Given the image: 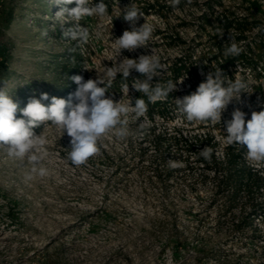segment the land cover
Instances as JSON below:
<instances>
[{
	"label": "rangeland",
	"instance_id": "rangeland-1",
	"mask_svg": "<svg viewBox=\"0 0 264 264\" xmlns=\"http://www.w3.org/2000/svg\"><path fill=\"white\" fill-rule=\"evenodd\" d=\"M104 2L109 17L81 20L92 35L88 44L76 47L63 38L74 22L56 17L65 5L0 0V88L5 86L22 108L41 93L57 98L66 88L74 93L72 76H96L85 66H111L116 55L112 41L130 25L122 16L116 18V0ZM130 4L139 7L154 31L147 50H123L118 59H135L153 49L165 66L153 85L175 82L180 63L186 69L179 78H187L171 102L161 101L165 116L157 111L153 117L146 112L139 121L129 116L130 135L106 134L100 152L84 165L67 159L70 137H61L48 123L34 130L48 140L41 162L46 176L31 173L27 159L15 161L0 150V264H264V212L245 214L250 195L245 190L231 203L230 195L218 194L212 165L204 166L186 142L177 141L181 134L190 141L212 134L222 161L228 145L224 122L234 109L245 112L247 121L264 108V0H180L176 8L169 0H119L121 8ZM229 20L243 27H227ZM144 22L141 18L137 26ZM233 42L244 59L228 67L230 55L224 51ZM71 48L76 51L70 53ZM212 65L231 78H243L253 92L243 93L240 104L233 101L221 122H188L174 99L194 92ZM133 79L143 77L133 70L125 81L118 74L106 95L117 101L129 95L134 103ZM125 83L128 94L121 93ZM140 121L148 126L140 129ZM158 134L165 138L156 144ZM170 160L183 167H170ZM257 170L264 176V167ZM29 173L31 180L26 179ZM259 200L264 205V194ZM239 221L244 222L240 228Z\"/></svg>",
	"mask_w": 264,
	"mask_h": 264
},
{
	"label": "clouds",
	"instance_id": "clouds-1",
	"mask_svg": "<svg viewBox=\"0 0 264 264\" xmlns=\"http://www.w3.org/2000/svg\"><path fill=\"white\" fill-rule=\"evenodd\" d=\"M51 5H65L56 13V17L64 18V22H74L73 26L63 33V38L76 42V47H82L89 43L92 33L86 26L80 23L86 17H109L108 5L104 0L93 4V0H50ZM170 6L176 8L180 0H169ZM74 4L68 8L66 5ZM119 14L130 25V30H124L122 35L113 39L116 55L111 66L101 65L95 70V78L84 79L81 75H74L70 79L77 85L76 91L70 93L67 99L49 97L48 93H41L39 98L30 97L26 106L20 107L9 95L5 86L0 88V150L7 157L15 161L27 159L32 164L31 173H37L43 177L48 170L41 166V162L47 156L48 140L43 132L37 134L34 130L46 123L54 126L61 133V137L67 134L70 137V147L67 159L75 166L86 164L89 158L100 152V141L108 133H114L117 138L125 139L130 135L129 116H134L138 121L145 116L147 104L142 98L133 100L127 95L125 101L122 95L120 100L113 99L109 93L113 82L120 74L126 81L131 72L135 70L143 79H133L132 88L146 95L151 102L166 100L170 93L177 91V85L182 84L187 76L178 78L175 82L168 80L166 83L151 81L154 77H160L165 66L161 58L151 49V54H141L138 58L121 57L122 51L134 52L137 49H148V42L152 38L153 25L148 23L145 14L135 4L123 8L116 0ZM143 18L144 23L137 26ZM216 33L223 37V29L217 27ZM47 35V31L43 32ZM74 53L76 48L69 49ZM242 49L233 42L225 51V56H238ZM74 59V58H73ZM205 64H207L205 62ZM213 71H209L205 80L196 90L182 98L174 99L178 111L188 122H221L222 114L228 106L235 101L242 103L243 93L251 94L249 83L241 77L232 79L223 70L212 65ZM103 85V86H100ZM121 93H129L127 83L121 85ZM45 105L42 101H48ZM75 101V102H73ZM19 113V117L17 116ZM246 113L239 107L231 114V119L224 122L226 128V142L229 145H239L246 148L245 159L254 168L264 167V111H253L251 119L246 121ZM148 126L147 121H140L139 128ZM212 148L204 147L199 155L205 160H210ZM172 168L183 167L179 161H169ZM29 173L26 179L31 180Z\"/></svg>",
	"mask_w": 264,
	"mask_h": 264
},
{
	"label": "trees",
	"instance_id": "trees-1",
	"mask_svg": "<svg viewBox=\"0 0 264 264\" xmlns=\"http://www.w3.org/2000/svg\"><path fill=\"white\" fill-rule=\"evenodd\" d=\"M155 6H152V8ZM222 20V18H221ZM231 20L228 21L226 24L227 27L230 26ZM239 27H243L242 24L238 25ZM244 54L241 52L238 56H231L227 59L228 67H232L235 65L237 61L243 60ZM171 68V66H170ZM6 69V68H4ZM172 69V68H171ZM186 69V66L183 63L177 64L176 68L174 69V77L178 79L182 74L183 71ZM232 79H234L232 77ZM163 83V82H162ZM70 94L69 89H64L62 91V95L59 98L67 99ZM174 92L170 93L169 97L166 100L167 102H171L174 98ZM50 97V96H49ZM56 97V96H55ZM183 97V96H182ZM51 98V97H50ZM136 98H142L145 100L147 104V112L153 117L155 111H157L161 116H165L166 114V107L161 106L162 100H158L156 102L149 101L146 95H143L139 92L136 93ZM50 104V99L45 101ZM75 102V101H73ZM23 104H20L21 107ZM151 109V110H149ZM264 111V108L261 110ZM19 113L17 116L19 117ZM248 119H251V116H247ZM208 123V122H206ZM165 137L163 135H155L156 144L161 143ZM177 141H184L188 144V147L197 155V159L201 162L204 166L211 164V168L214 170V173L217 180V193L218 194H228L230 195V203L235 201L236 196L242 190H245L250 193L249 195V211L245 214L248 217H254L259 214H263L264 212V205L259 200V195L264 194V176L257 170L250 165L248 161L245 159V154L243 153L246 150L245 147L239 145H227L226 149L223 153V160L219 161L217 158V141L215 140L212 134H206L205 137H197L195 141H190L184 134H181ZM208 146L212 148V155L210 160H205L203 157L199 155V148L202 146ZM221 174V177L219 178ZM232 198V199H231ZM238 227H242L244 224L243 221H239Z\"/></svg>",
	"mask_w": 264,
	"mask_h": 264
},
{
	"label": "built area",
	"instance_id": "built-area-1",
	"mask_svg": "<svg viewBox=\"0 0 264 264\" xmlns=\"http://www.w3.org/2000/svg\"><path fill=\"white\" fill-rule=\"evenodd\" d=\"M221 3V2H220ZM216 6H218V4L216 5ZM232 25H236L235 24V22H232L231 21V23H230V27L232 26ZM239 25V24H238ZM238 25H236V26H238ZM240 39H242V38H240ZM136 93H137V91L135 92V94H134V100H135V95H136ZM47 124V123H46ZM38 128H36V130H37Z\"/></svg>",
	"mask_w": 264,
	"mask_h": 264
}]
</instances>
